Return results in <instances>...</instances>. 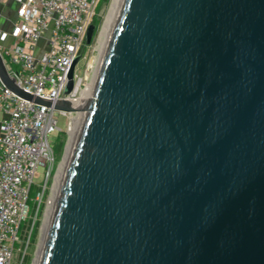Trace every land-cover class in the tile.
<instances>
[{"label":"water","instance_id":"water-1","mask_svg":"<svg viewBox=\"0 0 264 264\" xmlns=\"http://www.w3.org/2000/svg\"><path fill=\"white\" fill-rule=\"evenodd\" d=\"M0 78L85 113L40 264H264V0H125L88 98Z\"/></svg>","mask_w":264,"mask_h":264},{"label":"built area","instance_id":"built-area-1","mask_svg":"<svg viewBox=\"0 0 264 264\" xmlns=\"http://www.w3.org/2000/svg\"><path fill=\"white\" fill-rule=\"evenodd\" d=\"M18 2L13 28H0V53L9 75L20 88L53 102L81 98L94 58L85 63L82 75L76 71L79 61L76 63L73 88L65 93L68 72L78 55L86 57L87 29L101 0ZM9 37L12 42L5 45ZM42 39L46 42L43 48ZM56 112L68 117L67 127L71 115L76 114L27 100L0 78V264H11L15 250L20 264L28 257L55 165L51 135L62 131ZM40 166L45 169L44 182L34 197L33 217L28 221L30 194Z\"/></svg>","mask_w":264,"mask_h":264},{"label":"bare ground","instance_id":"bare-ground-1","mask_svg":"<svg viewBox=\"0 0 264 264\" xmlns=\"http://www.w3.org/2000/svg\"><path fill=\"white\" fill-rule=\"evenodd\" d=\"M125 0H112L107 15L103 21V24L100 29L98 44L96 49L98 53L94 57V59L90 62V66L92 67V71L88 76V80L85 83V86L82 88L81 98H88L92 95L94 90V86L97 80V76L102 64V60L104 54L106 52L107 46L109 44L113 29L116 25V22L119 17V13L124 4ZM85 118L84 112H78L76 114L71 115L70 122L68 124L67 130L69 133L68 142L60 162L59 168L55 174V178L51 187V195L47 201V207L45 211L44 220L41 227V236L38 244V249L36 252V256L33 260L32 264H40L41 258L44 252V248L46 245L49 229L51 226V222L54 216L56 204L58 197L61 192V188L63 186V182L65 179V175L67 173V169L73 154V150L75 148V144L77 138L79 136L80 128L82 126L83 120Z\"/></svg>","mask_w":264,"mask_h":264},{"label":"rangeland","instance_id":"rangeland-1","mask_svg":"<svg viewBox=\"0 0 264 264\" xmlns=\"http://www.w3.org/2000/svg\"><path fill=\"white\" fill-rule=\"evenodd\" d=\"M112 0H108L106 2H104L102 4V7L96 12L95 18L98 19L99 23L97 25V29H96V35L94 36V40L92 42L91 45H88L85 50H84V54L86 57H81V59L79 60L78 64H77V68L76 71L82 75L84 73V66L85 63L88 61V59H93L94 55H96L98 53V50L96 49V46L98 44V37H99V33H100V29L101 26L103 24V21L105 19V16L107 15V12L109 10L110 4H111ZM44 46H42L41 48H43ZM97 52V53H96ZM56 115L58 117L57 122L58 125L61 127L62 131L60 133L58 132H54L51 135V139L54 142V149H55V165L52 169V176L49 180V184H48V189L45 191V195L43 198V211L42 213H40L39 218H38V224L35 225L34 227V231H33V235H32V243L31 245L28 247V257L26 259V261L23 264H32L33 260L36 256V252L38 249V244L40 241V236H41V227H42V223L44 220V216H45V211H46V207H47V201L51 195V187L55 178V174L57 172V169L59 168L60 162L62 160L67 142H68V138H69V133L67 130V122H68V117L66 115L60 114L58 112H56ZM62 141V147L61 149L58 151L56 149L55 143ZM44 171L45 169L40 166L38 169V175L35 177L34 182L35 184H33L32 186V191L30 194V201H29V212H30V216L28 218V221H31V218L33 217V212H34V197L36 196L37 192L40 190V187L42 186V183L44 182ZM42 210V207H41ZM24 221L22 223V227L23 225H25ZM11 264H20V259L18 258V252L15 250L13 257H12V263Z\"/></svg>","mask_w":264,"mask_h":264},{"label":"crops","instance_id":"crops-1","mask_svg":"<svg viewBox=\"0 0 264 264\" xmlns=\"http://www.w3.org/2000/svg\"><path fill=\"white\" fill-rule=\"evenodd\" d=\"M19 7L18 0H0V28L10 31L17 21V10ZM12 38L5 41V45H9ZM45 39L40 42L41 46H45Z\"/></svg>","mask_w":264,"mask_h":264},{"label":"trees","instance_id":"trees-1","mask_svg":"<svg viewBox=\"0 0 264 264\" xmlns=\"http://www.w3.org/2000/svg\"><path fill=\"white\" fill-rule=\"evenodd\" d=\"M106 1H108V0H101L100 4H99V6H98V10L102 7V4H103L104 2H106ZM93 23H95L96 26H97L98 23H99L98 19H97V18H94ZM95 35H96V32H95L94 36H95ZM62 144H63L62 141H59V142L55 143L56 149H57L58 151L61 149Z\"/></svg>","mask_w":264,"mask_h":264}]
</instances>
